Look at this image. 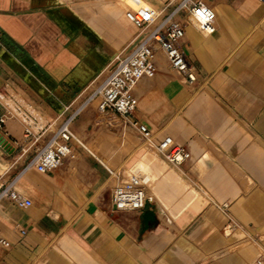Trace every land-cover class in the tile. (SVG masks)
Listing matches in <instances>:
<instances>
[{
	"label": "crops",
	"instance_id": "1",
	"mask_svg": "<svg viewBox=\"0 0 264 264\" xmlns=\"http://www.w3.org/2000/svg\"><path fill=\"white\" fill-rule=\"evenodd\" d=\"M211 4L217 30L189 25L184 37L197 79L160 53L156 76L134 88L130 118L151 140L90 103L73 123L71 154L44 173L30 165L44 141L32 144L2 97L23 99L59 126L139 40L127 11L163 14L172 5L0 0V184L19 175L32 201H0V229L12 243L0 247V264H264V0ZM136 136L154 146L173 137L191 158L172 165L156 150L161 161L151 147L139 150ZM131 163L126 171L137 169L154 202L117 210V171Z\"/></svg>",
	"mask_w": 264,
	"mask_h": 264
},
{
	"label": "built area",
	"instance_id": "2",
	"mask_svg": "<svg viewBox=\"0 0 264 264\" xmlns=\"http://www.w3.org/2000/svg\"><path fill=\"white\" fill-rule=\"evenodd\" d=\"M212 0H170L172 10L160 12H131L128 18L139 28V40L130 49L122 52L109 76L101 84L95 85L88 97L77 108L67 107V117L59 126L41 122L29 110L20 115L12 108L9 100L14 96L2 97L5 105L17 115L26 126V137H33L32 144L44 141L36 150L30 163L40 172L57 170L71 154V143L75 137L73 123L90 103H97L98 109L109 116H117L126 125L132 126L146 140H151V132L145 124L132 121L130 116L136 109L138 100L134 88L144 78H152L159 71V54L162 53L168 66L183 78L193 82L197 79L195 69L184 50V37L189 25H194L202 33L213 34L217 30V14L211 6ZM21 110L22 107L16 104ZM2 120L0 119V125ZM38 126V129L34 127ZM160 156L169 164L178 165L191 158L187 146L178 144L173 137H166L156 146ZM19 175L0 184V201L8 199L20 206L28 207L32 201L17 188ZM113 205L117 210H143L154 198L147 191L137 169L122 180L114 190ZM21 233L25 230L19 228ZM11 241L3 236L0 229V247H11Z\"/></svg>",
	"mask_w": 264,
	"mask_h": 264
},
{
	"label": "rangeland",
	"instance_id": "3",
	"mask_svg": "<svg viewBox=\"0 0 264 264\" xmlns=\"http://www.w3.org/2000/svg\"><path fill=\"white\" fill-rule=\"evenodd\" d=\"M212 5V4H211ZM213 6V5H212ZM96 85H98V84H96ZM94 87V86H93ZM93 87L91 88V89H93ZM95 106H97V103L95 102V103H93ZM46 123V122H45ZM136 142H137V146H138V149L139 150H144V149H146L147 147H151V152H153L155 155H156V157H158L161 161H163L159 156H158V154H157V152H156V149H155V146L152 144V143H149V142H144L142 139H140V137L139 136H136ZM132 165V163L131 164H125L122 168H120L118 171H117V173L118 172H120L122 175H123V177L118 181V184L122 181V180H125L126 178H128V172L126 171V169H127V167H130ZM146 188L147 189H151V186H149V185H146ZM150 192H152L151 190H150Z\"/></svg>",
	"mask_w": 264,
	"mask_h": 264
},
{
	"label": "bare ground",
	"instance_id": "4",
	"mask_svg": "<svg viewBox=\"0 0 264 264\" xmlns=\"http://www.w3.org/2000/svg\"><path fill=\"white\" fill-rule=\"evenodd\" d=\"M212 6V5H211ZM213 8V7H212ZM214 9V8H213ZM215 10V9H214ZM216 12V11H215ZM204 35H211V34H208V33H205ZM16 104H18V106L22 107L21 110H19L16 106ZM11 105L18 110V112H20L21 114H24V112H27V110H29L31 112V114L36 117L40 122L41 124H45L46 122V119L43 118V116L34 108L32 107L31 105H29L27 102H25L23 99H18L16 101H12ZM26 108V109H24ZM48 122V121H47ZM34 127L36 129H38V126L37 125H34Z\"/></svg>",
	"mask_w": 264,
	"mask_h": 264
},
{
	"label": "water",
	"instance_id": "5",
	"mask_svg": "<svg viewBox=\"0 0 264 264\" xmlns=\"http://www.w3.org/2000/svg\"><path fill=\"white\" fill-rule=\"evenodd\" d=\"M2 145H3L4 147H6V148L9 147L7 142H3Z\"/></svg>",
	"mask_w": 264,
	"mask_h": 264
}]
</instances>
